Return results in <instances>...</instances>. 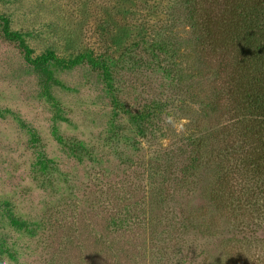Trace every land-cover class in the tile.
Returning a JSON list of instances; mask_svg holds the SVG:
<instances>
[{
  "label": "rangeland",
  "instance_id": "rangeland-1",
  "mask_svg": "<svg viewBox=\"0 0 264 264\" xmlns=\"http://www.w3.org/2000/svg\"><path fill=\"white\" fill-rule=\"evenodd\" d=\"M236 4L0 0V264H264Z\"/></svg>",
  "mask_w": 264,
  "mask_h": 264
},
{
  "label": "trees",
  "instance_id": "trees-1",
  "mask_svg": "<svg viewBox=\"0 0 264 264\" xmlns=\"http://www.w3.org/2000/svg\"><path fill=\"white\" fill-rule=\"evenodd\" d=\"M213 1V0H212ZM239 12L233 15L236 26L243 27V39L238 40L239 73L238 88L245 94L244 109L252 116L249 127L242 133V138L252 141L249 144L248 164L259 174V181L264 182V0H237ZM204 29V28H203ZM238 32V30H236ZM236 36V33L234 35ZM238 42V43H239ZM198 57L204 58V55ZM233 144L230 150H235ZM237 145V144H236ZM232 153V152H230ZM260 193L264 194V190ZM249 204L246 200L245 205ZM244 206L238 205V210ZM252 208V207H248Z\"/></svg>",
  "mask_w": 264,
  "mask_h": 264
}]
</instances>
